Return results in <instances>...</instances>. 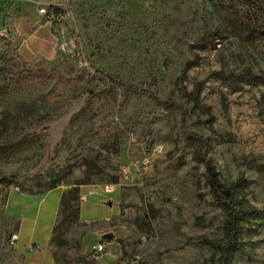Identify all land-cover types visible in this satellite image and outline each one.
<instances>
[{"label": "rangeland", "instance_id": "1", "mask_svg": "<svg viewBox=\"0 0 264 264\" xmlns=\"http://www.w3.org/2000/svg\"><path fill=\"white\" fill-rule=\"evenodd\" d=\"M6 7V19L45 7L41 16L64 25L75 49L27 63L44 62L70 88L43 79L4 87L0 77V264H24L8 195L74 183L115 184L118 213L80 221L79 192L73 223L58 214L50 247L59 264H217L224 217L205 162L252 211L228 264H264V55L228 12L212 0H0ZM95 84L113 85L99 117L83 93ZM144 156L145 170L134 165Z\"/></svg>", "mask_w": 264, "mask_h": 264}, {"label": "crops", "instance_id": "2", "mask_svg": "<svg viewBox=\"0 0 264 264\" xmlns=\"http://www.w3.org/2000/svg\"><path fill=\"white\" fill-rule=\"evenodd\" d=\"M8 9H0V21L3 22L0 29L6 31L10 46L22 61L49 62L55 60L58 54L69 56L73 53L74 39L64 25L54 24L37 11L36 14L17 12L12 19H6ZM67 190L57 187L36 194L15 191L6 198L4 211L14 222L12 234L17 238L15 248L23 255L24 264H59L50 243L62 194ZM79 192L82 198L78 210L80 221L107 220L118 213L119 196L115 194L116 190L111 193L110 201L106 200L107 193L99 189L91 191L80 187ZM85 204H93L97 211L94 214L97 215H81V207Z\"/></svg>", "mask_w": 264, "mask_h": 264}, {"label": "trees", "instance_id": "3", "mask_svg": "<svg viewBox=\"0 0 264 264\" xmlns=\"http://www.w3.org/2000/svg\"><path fill=\"white\" fill-rule=\"evenodd\" d=\"M215 5L226 12L232 18L237 29L238 36L249 45L256 47L264 55V0H212ZM5 50L12 51L7 38L0 35V52ZM17 55V54H16ZM15 56L6 58L0 55V77L4 81V87H9L11 83L24 84L40 79L52 81L56 85L70 88V82L64 81L54 76L53 71L48 72L44 62L27 64L24 61L13 62ZM115 87V86H114ZM116 87L127 89V86L121 82ZM113 89L111 84H95L93 88L84 90L88 93L89 99L93 102L94 115L100 116L101 110L108 105L110 92ZM199 93L198 86L189 94L190 101H195ZM205 179L209 193L216 206L223 213V232L224 243L215 244L213 247L217 250L219 256L217 264H228L232 254L239 247L238 236L241 226L248 222L252 217V211L242 200H240L230 187H226L218 179V174L209 162H205ZM83 183L72 184L67 191L62 194L59 216L61 222L69 221V214L75 211L79 200V185ZM55 188V186H52ZM60 228V223L56 221L53 230V236Z\"/></svg>", "mask_w": 264, "mask_h": 264}, {"label": "built area", "instance_id": "4", "mask_svg": "<svg viewBox=\"0 0 264 264\" xmlns=\"http://www.w3.org/2000/svg\"><path fill=\"white\" fill-rule=\"evenodd\" d=\"M21 1L25 2V0H21ZM37 12H38L39 15H45L47 13V9L45 7H40L37 10ZM160 151H161L160 148H157V147L153 149L154 154H157ZM134 165L140 167L143 170H145V169H147L149 167V158L147 156H144L140 160L135 161ZM128 175H129L128 169L126 167H121V176H122V178L123 179H127ZM115 188H116V186L113 185V184H105V185L102 186V191L104 193H112L115 190ZM16 240H17V238L15 237L14 234H12L11 235L12 243H15ZM94 249H95V251L97 253H100L103 250V247H102L101 244H99Z\"/></svg>", "mask_w": 264, "mask_h": 264}, {"label": "water", "instance_id": "5", "mask_svg": "<svg viewBox=\"0 0 264 264\" xmlns=\"http://www.w3.org/2000/svg\"><path fill=\"white\" fill-rule=\"evenodd\" d=\"M107 238H109V239H110V238H111V236H110V235H108V236H107Z\"/></svg>", "mask_w": 264, "mask_h": 264}, {"label": "bare ground", "instance_id": "6", "mask_svg": "<svg viewBox=\"0 0 264 264\" xmlns=\"http://www.w3.org/2000/svg\"><path fill=\"white\" fill-rule=\"evenodd\" d=\"M26 1V0H25Z\"/></svg>", "mask_w": 264, "mask_h": 264}]
</instances>
